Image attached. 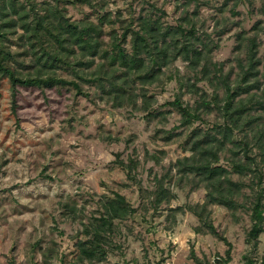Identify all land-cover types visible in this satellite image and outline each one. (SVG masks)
I'll use <instances>...</instances> for the list:
<instances>
[{
	"label": "rangeland",
	"instance_id": "1",
	"mask_svg": "<svg viewBox=\"0 0 264 264\" xmlns=\"http://www.w3.org/2000/svg\"><path fill=\"white\" fill-rule=\"evenodd\" d=\"M35 2L60 9L71 22L98 25V18L105 17L103 47L127 27L137 30L142 19L155 21L162 31L180 27L184 36L191 31L198 39L190 38V42L202 52V59L196 68L181 58L162 68L160 82L143 88L147 110L137 84L133 87L134 94H139L136 107H118L111 96L83 83L66 68L48 75L75 81L81 94L71 86L43 90L19 86L13 97L9 80L0 78V264H98L78 262L75 244L85 238L84 227L100 217L105 198L115 194L123 196L135 212L113 222L107 255L100 264H264V152L258 149L262 142L255 135L259 122L253 130H233L237 144L226 143L219 153L217 165L230 171L231 179L243 189L234 212L217 205L207 208L218 237L206 230L195 233L200 223L184 207L202 204L206 191L197 178L178 174L175 168L178 159L190 155L188 139L194 128L215 134L224 126L215 106L207 111L200 105V95L210 103L215 93L222 100L219 79L229 74L231 87L235 85L239 61L245 58L247 39L252 37L260 59L261 86L252 91L258 100L264 87V0ZM15 3L29 12L27 0ZM40 7L36 8L43 14ZM20 33L13 36L14 41ZM131 35L124 46L128 52ZM176 39L183 44L185 37ZM21 59L29 62L30 56ZM17 71L21 77L35 72L32 68ZM90 72L79 75L89 79ZM177 97L183 106L198 108L200 122L182 125L181 116L169 105ZM253 107L251 117H264L263 109ZM168 134L175 136L165 141ZM244 146L255 171L239 176L232 172L233 163L242 156ZM230 151L238 156L233 158ZM159 186L171 199L157 204ZM257 200L263 222L255 247L248 233Z\"/></svg>",
	"mask_w": 264,
	"mask_h": 264
},
{
	"label": "trees",
	"instance_id": "2",
	"mask_svg": "<svg viewBox=\"0 0 264 264\" xmlns=\"http://www.w3.org/2000/svg\"><path fill=\"white\" fill-rule=\"evenodd\" d=\"M27 6L29 12H26L24 7L19 9L15 0H0V78L9 80L13 97L16 87L19 86L40 90L56 86H71L78 94H81V86L75 81H66L48 75L57 68H66L83 83L99 87L103 93L112 97L113 104L118 107L122 105L136 107V97L139 94H134L133 87L137 84L140 87L143 108L147 110L148 100L143 88L154 82H160L162 68L178 58L189 62L192 68H196L202 59V52L195 47V43L190 42V38H193L194 42L198 39L194 38L191 31L184 36L185 32L180 27L177 29L167 27L162 31L155 21L142 19L137 30L131 31L127 27L120 37L111 36L107 47H103L102 26L105 17L98 18V25L89 21L71 22L60 9H52L46 3L38 5L35 0H27ZM38 6H41L43 14L37 10ZM262 13L264 14V6ZM18 30L21 33L14 41L13 36L18 33ZM131 32L128 52L124 46ZM178 35L185 37L183 44H179L176 39ZM13 46L17 50H23V55L14 51ZM257 48L255 37L248 38L245 58L238 64L239 79L233 87L228 81L229 74L219 79L224 88L221 101L216 93L211 103L200 95V105L207 111L211 110L212 105L215 106L223 115L225 124L216 129L215 134L203 132L198 127L194 128L188 139L190 155L178 159L175 163L178 174L197 178L198 183L202 184L206 191L202 204L184 207V210L193 214L200 223L198 227H195V233L206 230L208 234L218 237L215 227L208 219L209 206H222L232 212L239 207L236 199L241 194L243 185L231 179L230 171L217 165L219 153L225 148V144H237L233 139V130H239V128L253 130V124L255 126L256 122H259L255 135L257 142H262V145H258V149L264 152V117L254 118L250 115L254 104L264 110V87L258 100L255 99L256 94L252 93V91L260 90L261 86L258 78L260 59L257 57ZM77 55L88 59L70 61V58H76ZM27 56H30L29 62L25 59L19 61V57L27 58ZM97 59L99 61L96 62ZM18 68L24 70L32 68L35 72L33 75L21 77L17 71ZM84 70L91 71L89 79L79 75ZM202 70L206 76L208 70L205 65ZM220 70L221 67L217 72H221ZM190 88L194 93L197 92L195 85H190ZM243 95L246 97L243 98ZM169 105L181 116L182 125L190 127L194 122L201 121L198 108L183 106L179 97ZM174 136L168 134L164 140L169 141ZM230 152L233 158L238 156V153ZM243 158L245 161L241 162ZM252 162L253 160L249 158L248 146H244L242 156L233 163L232 172L239 176L253 173L255 168H252ZM259 174L262 177V173ZM156 197L157 204L171 199L169 193L161 186L158 187ZM260 204L257 200L252 210L253 226L248 233V240L255 247L256 240L262 232L263 217ZM101 207L103 212L100 213V217L93 219L84 227L85 238L75 244L77 259L80 263H102L107 255L106 250L110 243L109 235L113 229V222L135 212V209L119 194L106 197ZM157 264H162V261Z\"/></svg>",
	"mask_w": 264,
	"mask_h": 264
}]
</instances>
